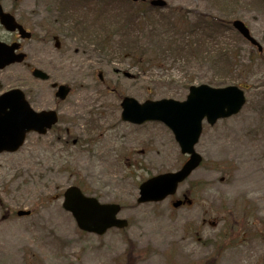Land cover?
I'll list each match as a JSON object with an SVG mask.
<instances>
[{
    "label": "rangeland",
    "instance_id": "rangeland-1",
    "mask_svg": "<svg viewBox=\"0 0 264 264\" xmlns=\"http://www.w3.org/2000/svg\"><path fill=\"white\" fill-rule=\"evenodd\" d=\"M41 1L46 7V0ZM166 1L169 10L147 9L142 24L130 27L125 36L128 45L132 38L140 42L137 52L145 58L160 55L161 61L141 62L142 69L127 54L112 52L105 59L88 45L80 46L68 31L55 33L61 46L53 77L71 84L72 92L58 104L54 129L44 136L31 134L14 154H0V264H123L128 240L136 247V264H203L215 241L222 247L213 264H264V0ZM98 5L95 13L107 24L124 12H138L136 4L124 0ZM46 10L44 24L50 15ZM174 12L187 14L188 21L194 13L223 22L240 18L263 51L224 27L204 36L200 46L193 44L199 51L157 50L163 37H149L150 29L154 25L161 33L163 18H181ZM215 42L228 43L247 65L236 74L226 73L215 62L222 57L214 56L213 62L206 57ZM210 79L249 87L239 113L213 125L204 123L195 146L203 162L173 196L185 193L192 203L173 208L166 198L137 204L139 182L178 168L185 156L164 124L122 122L120 99L182 100L187 85ZM72 184L102 202L120 203L119 217L128 226L101 236L81 232L62 209V199L54 198ZM18 209L31 214L17 216Z\"/></svg>",
    "mask_w": 264,
    "mask_h": 264
},
{
    "label": "water",
    "instance_id": "water-1",
    "mask_svg": "<svg viewBox=\"0 0 264 264\" xmlns=\"http://www.w3.org/2000/svg\"><path fill=\"white\" fill-rule=\"evenodd\" d=\"M154 3L162 4L161 1ZM235 26L248 36L244 25L236 21ZM190 92L185 101L161 99L158 101L146 100L139 104L131 98H125L123 106V118L141 123L145 120H161L165 122L175 133V138L180 144L181 151L189 153L190 157L177 172H168L151 177L139 186L140 196L138 202L146 200H159L175 191L176 185L188 173L196 167L201 157L193 151V145L197 141L201 131V120L206 117L209 123H214L218 117L228 116L236 112L244 102L243 92L235 86L213 88L206 84L190 86ZM66 90L61 86L60 95ZM38 129L43 130L46 120L38 119ZM33 127L36 128L33 123ZM13 130L8 123L0 124V136L6 139L7 131ZM1 140V139H0ZM3 140L0 149L3 147ZM63 206L70 210L79 228L86 231L102 233L109 226L122 227L125 220H118L115 214L119 206L115 204H99L96 199L85 197L78 188L69 187L65 193ZM179 201L173 203L179 205ZM25 213L20 211L19 214Z\"/></svg>",
    "mask_w": 264,
    "mask_h": 264
},
{
    "label": "flooded vegetation",
    "instance_id": "flooded-vegetation-1",
    "mask_svg": "<svg viewBox=\"0 0 264 264\" xmlns=\"http://www.w3.org/2000/svg\"><path fill=\"white\" fill-rule=\"evenodd\" d=\"M0 8L11 16L9 26H13L8 28L0 20V62H12L0 69V93L19 87L36 108L45 101L42 83L29 79L28 73L43 62H57L56 46L50 45L54 36L48 35L42 22L43 5L35 0H0Z\"/></svg>",
    "mask_w": 264,
    "mask_h": 264
},
{
    "label": "trees",
    "instance_id": "trees-1",
    "mask_svg": "<svg viewBox=\"0 0 264 264\" xmlns=\"http://www.w3.org/2000/svg\"><path fill=\"white\" fill-rule=\"evenodd\" d=\"M173 24L169 23V26H172ZM221 244H215V252L212 253L210 256H208L206 258V263L205 264H213V262L215 261L216 262V259L218 257V254H219V249L221 248Z\"/></svg>",
    "mask_w": 264,
    "mask_h": 264
}]
</instances>
